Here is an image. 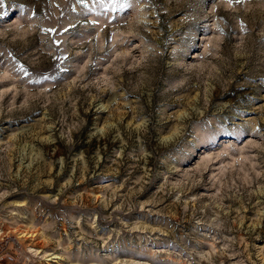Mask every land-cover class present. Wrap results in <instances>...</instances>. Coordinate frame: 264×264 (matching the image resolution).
<instances>
[{
  "label": "rangeland",
  "instance_id": "1",
  "mask_svg": "<svg viewBox=\"0 0 264 264\" xmlns=\"http://www.w3.org/2000/svg\"><path fill=\"white\" fill-rule=\"evenodd\" d=\"M4 254L264 264V0H2Z\"/></svg>",
  "mask_w": 264,
  "mask_h": 264
},
{
  "label": "built area",
  "instance_id": "2",
  "mask_svg": "<svg viewBox=\"0 0 264 264\" xmlns=\"http://www.w3.org/2000/svg\"><path fill=\"white\" fill-rule=\"evenodd\" d=\"M3 249V248H2ZM0 257H7V258H12L13 261H14V258L12 255H9V254H4V255H0Z\"/></svg>",
  "mask_w": 264,
  "mask_h": 264
},
{
  "label": "snow or ice",
  "instance_id": "3",
  "mask_svg": "<svg viewBox=\"0 0 264 264\" xmlns=\"http://www.w3.org/2000/svg\"><path fill=\"white\" fill-rule=\"evenodd\" d=\"M0 5H2V0H0Z\"/></svg>",
  "mask_w": 264,
  "mask_h": 264
},
{
  "label": "trees",
  "instance_id": "4",
  "mask_svg": "<svg viewBox=\"0 0 264 264\" xmlns=\"http://www.w3.org/2000/svg\"><path fill=\"white\" fill-rule=\"evenodd\" d=\"M4 251L6 252V248H4Z\"/></svg>",
  "mask_w": 264,
  "mask_h": 264
}]
</instances>
